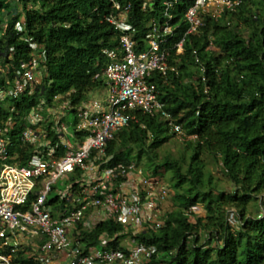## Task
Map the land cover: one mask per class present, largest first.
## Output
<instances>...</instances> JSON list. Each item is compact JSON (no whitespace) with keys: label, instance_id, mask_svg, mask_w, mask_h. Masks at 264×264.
Wrapping results in <instances>:
<instances>
[{"label":"trees","instance_id":"trees-1","mask_svg":"<svg viewBox=\"0 0 264 264\" xmlns=\"http://www.w3.org/2000/svg\"><path fill=\"white\" fill-rule=\"evenodd\" d=\"M16 1L20 7L0 32V51L14 47L19 64L30 57V38L45 45L49 74L42 95L70 92L78 104L107 85L104 50L119 46L120 32L108 21L118 12L112 0ZM117 1L128 8L138 48L155 29L174 66L147 78L157 85L170 118L132 109L128 124L108 145L115 162L143 166L141 159L148 157L147 171L172 175L163 225L138 235L157 248L146 264H264V0H239L219 14L197 8L200 24L191 31L187 11L196 0ZM149 1L153 6L143 8ZM6 6L8 0H0V11ZM19 19L23 39L15 29ZM26 98L13 100L20 110L16 121L36 102L25 104ZM6 115L0 110V123ZM169 120L181 124V141L173 139ZM15 125L11 136L24 163L21 124ZM199 206L202 212L194 208ZM121 228L101 221L90 231L82 229L79 240L95 245L103 231ZM2 249L10 264H39L28 247Z\"/></svg>","mask_w":264,"mask_h":264},{"label":"built area","instance_id":"built-area-1","mask_svg":"<svg viewBox=\"0 0 264 264\" xmlns=\"http://www.w3.org/2000/svg\"><path fill=\"white\" fill-rule=\"evenodd\" d=\"M112 2L118 12L108 21L120 32L119 46L104 50L109 57L102 73L108 86L106 102L89 97L75 104L70 92L42 95L48 55L45 45L34 38L29 40L30 57L19 64L14 63V47L0 51V110L8 111L0 123V264H10V254L2 247L11 252L28 247L39 264H146L157 252L155 244L138 235L163 225L170 185L133 162H112L108 145L128 124L132 109L170 118L157 85L147 78L152 71L165 74L174 66L157 30L147 34L143 49L138 48L128 8ZM210 3L219 14L233 10L239 0H196L187 13L189 31L200 24L197 8ZM147 5L152 7L153 2L143 3V8ZM15 29L23 39L20 19ZM169 31L165 26L164 32ZM25 96L36 102L16 121L14 113L20 110L13 100ZM16 123L21 124L18 139L26 146L24 163L11 136ZM169 124L173 137L182 139L181 124L170 120ZM53 191L57 194L50 198ZM101 221L123 228L103 231L95 245L79 240L82 229L90 231ZM8 238H16L15 243Z\"/></svg>","mask_w":264,"mask_h":264},{"label":"rangeland","instance_id":"rangeland-1","mask_svg":"<svg viewBox=\"0 0 264 264\" xmlns=\"http://www.w3.org/2000/svg\"><path fill=\"white\" fill-rule=\"evenodd\" d=\"M181 1H182V0H180V2H181ZM8 2H9V4H10V6H6V7H4V8L0 11V21L2 22V25H3V29H1L0 32H3V31L7 28V26H9V24H10V22H11V17L13 16L14 12L16 11V8H17V7H20V3L17 2L16 0H8ZM190 8H191V7H190ZM190 8H189V9H190ZM204 8H206L207 11L210 10V11H212V12L218 14V13L215 11V9H217V7H216L214 4H212V3H210V4H206V5L204 6ZM189 9H188V11H189ZM188 11H187V13H188ZM22 17H23V16H21L20 19H22ZM196 21H197V20H196ZM199 21H200V20H199ZM1 60L3 61L4 59L1 58ZM49 93H50V89L47 88V92H46V94H49ZM107 93H108V86L106 85V86H104V88H100V89L96 90L95 92H93V93L90 95V97H93V98H102V99L106 102V101L108 100ZM52 95H54V94H51V95H48V96L51 97ZM24 100H25V104H28V102H29L30 99H29V98H26V99H24ZM68 126H69L70 131H74V130H75L73 124H70V125H68ZM173 139L176 140V141H181V138H179V137H177V136L173 137ZM174 149H175V146H174ZM134 155H135V153L132 154V156H134ZM141 162H142V164H143L144 169H145V164L147 165V164L150 163L148 157H143V158L141 159ZM210 169H212V171H213L215 174H217V175L219 176V174H218V172H217V170H216L215 168H213V167L211 166ZM145 170H146V169H145ZM171 176H172V175H171V172H170V171H167V172H165V173L163 174L164 180H166V182H167L169 185L173 182V180L171 179ZM226 184L228 185L229 188H232V186H231L228 182H226ZM63 185H64V182L58 183V186H59V187H62ZM56 194H57V191H53V192L50 194V198L54 197ZM170 204H171V199H170V197H169V198L164 202V204H163V212H165L166 209L170 208ZM195 210H197L198 212H202V208H201L200 206H199V207H195ZM15 240H16V238H8V242L11 243V244H14V243H15Z\"/></svg>","mask_w":264,"mask_h":264},{"label":"crops","instance_id":"crops-1","mask_svg":"<svg viewBox=\"0 0 264 264\" xmlns=\"http://www.w3.org/2000/svg\"><path fill=\"white\" fill-rule=\"evenodd\" d=\"M100 99H102V98H100ZM78 104H80V103H78ZM49 136L51 137V135H49ZM112 162H114V163H115V161H113V160H112Z\"/></svg>","mask_w":264,"mask_h":264}]
</instances>
